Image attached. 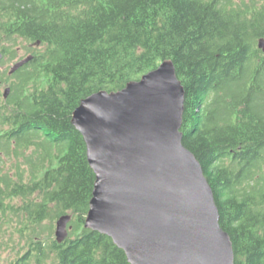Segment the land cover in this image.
Segmentation results:
<instances>
[{
	"label": "trees",
	"instance_id": "16d2710c",
	"mask_svg": "<svg viewBox=\"0 0 264 264\" xmlns=\"http://www.w3.org/2000/svg\"><path fill=\"white\" fill-rule=\"evenodd\" d=\"M263 36L264 0H0V40L42 46L0 104V213L26 241L11 264H129L84 228L95 176L71 114L165 59L184 88L182 144L213 191L233 264H264Z\"/></svg>",
	"mask_w": 264,
	"mask_h": 264
},
{
	"label": "water",
	"instance_id": "95a60500",
	"mask_svg": "<svg viewBox=\"0 0 264 264\" xmlns=\"http://www.w3.org/2000/svg\"><path fill=\"white\" fill-rule=\"evenodd\" d=\"M256 46L264 54V36ZM183 110L184 88L165 59L118 91L86 96L71 114L95 176L84 228L109 237L129 264H233L213 191L182 144ZM71 219L55 221L57 243Z\"/></svg>",
	"mask_w": 264,
	"mask_h": 264
},
{
	"label": "rangeland",
	"instance_id": "374dc122",
	"mask_svg": "<svg viewBox=\"0 0 264 264\" xmlns=\"http://www.w3.org/2000/svg\"><path fill=\"white\" fill-rule=\"evenodd\" d=\"M38 50H42V46L28 42L25 39H14L13 42H10L9 50L6 51L4 62L0 64V72H7L15 60L25 58L28 55L33 56ZM3 88V86L0 88V104L3 102L1 95ZM10 203L17 206L21 201L16 199L10 201ZM55 221L53 224V237ZM25 243L24 237L19 233L16 218L10 216V212H8L7 217L2 216L0 213V264H11L17 258L18 254L24 251Z\"/></svg>",
	"mask_w": 264,
	"mask_h": 264
},
{
	"label": "flooded vegetation",
	"instance_id": "af4514ba",
	"mask_svg": "<svg viewBox=\"0 0 264 264\" xmlns=\"http://www.w3.org/2000/svg\"><path fill=\"white\" fill-rule=\"evenodd\" d=\"M9 46H10V42L9 41H4V42L0 41V54H1L0 64H2L4 62L5 54H6V51L9 50ZM23 59H24V57L22 59L15 60V62L9 67V69H8L7 72H4V71L0 72V88H2V86L4 87L3 88V93L1 94L2 95V99H3V102L7 99V98L4 99V97H3L4 91L6 89H10V92H11L13 85H15L17 83V79L15 77H13V76H15L16 73L19 72L20 70H23L26 64L23 65L22 67H20L18 70H16L12 74H10V69H11V67L14 64H16L17 62H19V61H21Z\"/></svg>",
	"mask_w": 264,
	"mask_h": 264
}]
</instances>
